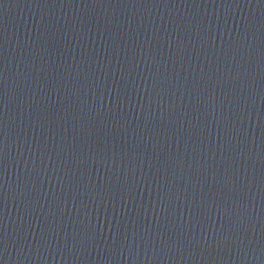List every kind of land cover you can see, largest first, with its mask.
Wrapping results in <instances>:
<instances>
[{
	"label": "water",
	"instance_id": "1",
	"mask_svg": "<svg viewBox=\"0 0 264 264\" xmlns=\"http://www.w3.org/2000/svg\"><path fill=\"white\" fill-rule=\"evenodd\" d=\"M0 264H264V0H0Z\"/></svg>",
	"mask_w": 264,
	"mask_h": 264
}]
</instances>
